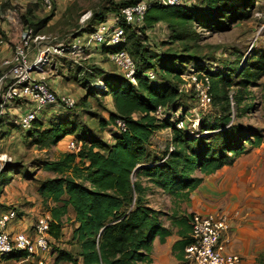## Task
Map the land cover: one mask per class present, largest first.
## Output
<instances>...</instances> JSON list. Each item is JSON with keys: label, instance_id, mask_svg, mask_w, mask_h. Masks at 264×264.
<instances>
[{"label": "trees", "instance_id": "obj_1", "mask_svg": "<svg viewBox=\"0 0 264 264\" xmlns=\"http://www.w3.org/2000/svg\"><path fill=\"white\" fill-rule=\"evenodd\" d=\"M141 1L132 0L120 5L110 16L107 13L111 9L94 12L86 23L87 28L81 27L79 35L75 37L86 36L121 8ZM197 1L179 7H153L148 10L143 26L141 23L124 27L126 42L116 49L126 51L135 63V84L108 61L107 55L114 49L103 46L89 49L102 60H107L118 72L98 69L101 70L98 73L104 86V91L98 92L111 100V108L107 109L108 118L106 121L102 119L100 123L103 130L107 127L112 133L110 143L101 136L99 139L92 138L86 131L84 133L75 129L68 120L70 111L54 117H50L52 114H42L30 129L21 131L24 140L30 141L28 144L52 147L65 142V153L55 161L42 164L45 171L57 176L43 181L38 188L43 198L56 205L48 212L51 218L49 238L50 235L54 239L58 238L62 217L67 214L68 208L73 212L75 228L72 240L78 250L74 253L53 247L54 264H151L154 240L158 239L163 244L173 234L172 228H177L180 238L174 243L173 251L178 254L177 260L182 261L185 248L193 242L188 234L193 215H179V205L190 200L191 193L201 185L204 177L224 166H231L238 157L264 143L263 132L234 124L229 102L231 93L235 117L242 118L250 114L253 108V104L247 103L250 87H259L264 98V82L260 83L264 78V54L244 60L240 69L236 70V83L230 80V74L216 71L207 74L212 106L220 108L222 115L213 124L202 119L199 129L201 134L206 133L189 135L176 126L182 119H177L176 123L172 120V113L179 108L177 86L181 80L170 79L172 82L169 83L167 77L179 80L180 75L187 71V65H197L200 69L203 66L194 56L147 50V45H144L147 39L142 37L145 31L163 24L169 33L167 43H178L185 50L188 42L200 39L197 29L215 35L228 32L235 24L251 19L259 0H200L196 4ZM36 9L43 11L34 0H26L25 5L16 0H0V23H5L9 32V36L1 34L6 39L7 48L18 44L26 28L39 33L54 16L55 0L51 11H43L51 14L50 17L40 22L34 21L32 17ZM65 58L66 54L62 59ZM58 62V67H63L64 60ZM95 65L87 66L90 71L85 72L87 79L92 82L96 79L92 72L96 70ZM79 67L82 66L78 64L73 75L78 85H81L85 74L77 72ZM149 72L154 73V81L148 80ZM91 81L86 80L87 84ZM171 83L177 86L173 87ZM81 104H84V97ZM158 107L163 109V114L165 112L163 118L154 114ZM26 110L25 107L22 112ZM118 119L125 122V132H113ZM11 124L18 128L14 123ZM162 130H169L172 150L152 153L148 150L151 138ZM79 133L80 137L76 138ZM2 135L0 131V140L3 139ZM71 141L76 148L80 146L77 152L67 149ZM7 184L4 179L0 180V198L2 187ZM154 189L165 193L177 206L170 217L149 206L147 193ZM6 211H14L16 219H21L23 215L16 207L5 208L0 205V215ZM163 217L170 218L169 227L164 226ZM12 230L11 227L8 231ZM26 258L25 252H14L4 261L18 262Z\"/></svg>", "mask_w": 264, "mask_h": 264}, {"label": "rangeland", "instance_id": "obj_2", "mask_svg": "<svg viewBox=\"0 0 264 264\" xmlns=\"http://www.w3.org/2000/svg\"><path fill=\"white\" fill-rule=\"evenodd\" d=\"M16 1L23 5L26 4V0ZM130 1L132 0H55L56 11L53 13L54 16L50 21L46 22L39 34H43L51 39L53 44L63 43L64 46H67L77 38L75 36L80 32L81 27L87 28L86 23L88 24V22L84 25L80 24V18L83 15L87 13L93 14L98 10L106 12L108 9H111L107 13L110 16L117 9L116 7ZM195 1L197 0H191L190 4ZM21 13L24 12L22 11ZM50 15L36 9L32 17L34 16V21L40 22L50 17ZM2 33L9 36L5 23H0V39L6 43L5 37L1 35ZM197 33L200 35V39L196 42H188V47L185 50L178 43H167L169 42V33L163 24H157L147 29L144 36H142L144 39H147L144 45H147V50L151 52L166 53L170 51L171 53L194 56L200 65L203 66L200 69L197 65L196 67L191 64H186L187 71L180 75L179 80L170 76L167 77L169 83L172 82L171 80H181L178 86L171 83L173 87L177 86V91L180 95L177 104L179 108L172 113V120L176 123L177 119H182L179 122L181 123L180 129H184L189 135L194 136L206 133L201 134V130L199 129L202 119L207 120L209 124H213L222 115L220 108L212 106L211 99L206 103L200 101L202 97L201 92L204 91V85H202L203 75L208 77L209 75L207 74L214 73L215 71L230 74V80L236 83V72L240 69L244 60L246 59L248 61L252 56L264 54V0L256 2V9L251 19L235 24L228 32L209 35L197 29ZM83 37L81 36V38ZM162 42H165V44H162ZM5 50L7 51V49ZM93 53H95L93 50H86L84 53L75 57L66 55V58L62 59L64 55H60L47 59L48 61L42 67L46 82L57 94L67 95L73 98L76 106L69 110L58 109V107L48 108L43 111V115L52 114L50 117H54L70 111L67 114L69 115L68 120L75 126V129H79V132L86 131L88 136L92 138L101 136L104 141L110 143L112 133L107 127L103 130L100 123L102 119L106 121L108 118L107 109L111 108V100L109 97H104L101 92H98L104 91L102 77L98 73L101 70L98 69L106 71L115 69L107 60H102L100 59L101 57L97 58V55ZM61 60H64L62 63L63 67H58V61ZM74 61H77L79 64L81 63L80 65L82 67H79L77 71L80 74H85L86 71H90V67L87 66L95 65L94 63L100 64L98 65L99 67L95 65L96 70H92L96 78L95 81L92 82L89 78L87 79L85 74L84 78L82 75V84L78 85L76 76L73 75L78 64L76 65ZM194 67L196 68L194 69ZM233 70L235 72L232 74ZM115 73L118 72L115 70ZM86 80L91 82L87 84ZM263 82L264 78L260 83ZM249 90L251 94L247 103L253 104L251 113L242 118H236L232 95L230 93L231 117L234 120V124H239L264 133V98L261 89L259 87H250ZM83 97L84 104L82 105L81 101ZM162 115H165V112L163 114L162 111L159 118H163ZM16 120L17 117L13 116L8 121L5 120L3 126L0 128L1 133H3V139L0 140V154H6L11 159L10 162L7 161L3 164V173L0 176V180L4 179L8 183L6 187H2L0 205H3L5 208L16 207L19 212L23 213L20 217L21 220L16 219L7 225V230L11 227L22 230L27 226L29 227L31 222L38 216H50L48 213L50 208L56 205L50 200L43 198L39 194L38 188L43 181L52 179L57 175L45 171L42 164L46 161H55L62 153L66 152L65 142H62L57 148L56 146L43 147L28 144L30 141L24 140L20 128L14 127L11 124H15ZM7 131H9V134ZM77 135L76 138L80 137L81 134L79 133ZM170 138L169 130L154 133L148 150L152 153L157 152L158 154L165 150L171 151ZM79 149L80 146L75 151L77 152ZM147 201L150 207L168 216L171 215L170 213H172L173 207L177 208L165 193L156 189L147 193ZM182 204L178 207L179 213L183 212ZM163 222L169 226V220L165 217H163ZM74 228L73 212L71 208H68L67 214L61 219L58 238L54 239L50 235L48 250L46 249L44 252L37 254L36 257H31L28 260L18 262L3 261L0 264H54L55 255L52 252L53 247L69 250L74 253L77 252L78 247L72 240V231Z\"/></svg>", "mask_w": 264, "mask_h": 264}, {"label": "built area", "instance_id": "obj_3", "mask_svg": "<svg viewBox=\"0 0 264 264\" xmlns=\"http://www.w3.org/2000/svg\"><path fill=\"white\" fill-rule=\"evenodd\" d=\"M54 0H34L45 12L53 9ZM191 0H143L135 5L121 8L103 23L97 25L92 32L83 38L77 37L67 46L63 43L53 44L45 35L34 33L33 29L26 28L20 41L13 48H7L0 39V124L8 118L17 117L16 126L22 132L30 129L35 120L42 116L48 108L58 107L71 109L75 106L73 98L57 94L46 82L42 67L49 57L69 55L78 56L92 46H103L114 49L107 55L108 61L116 66L123 76L135 84L137 67L129 54L116 49L126 42L124 27L140 25L153 7H179L190 4ZM90 13L80 18L84 25L91 18ZM57 42L56 39H54ZM7 49V51L3 50ZM79 64L77 61H74ZM149 81L155 80L153 72L147 73ZM204 91L201 92L202 103L210 101L208 95L209 78L203 75ZM24 106V107H23ZM26 107V111L22 112ZM163 109L158 107L155 116L159 117ZM19 117V118H18ZM181 123H178L177 128ZM113 132H125L123 120L115 121ZM68 150H75V143L67 144ZM172 150V149H171ZM11 159L6 154H0V176L3 173V164ZM16 219V214L4 212L0 215V262L14 252H25L28 260L37 254L48 250L49 227L51 218L48 215L39 216L30 226L22 230H7V225ZM21 220V219H20ZM230 229L229 217L220 213H211L205 216L194 215L191 221L190 237L192 244L185 248L184 258L188 264H238V255L227 253L229 243L225 233Z\"/></svg>", "mask_w": 264, "mask_h": 264}, {"label": "crops", "instance_id": "obj_4", "mask_svg": "<svg viewBox=\"0 0 264 264\" xmlns=\"http://www.w3.org/2000/svg\"><path fill=\"white\" fill-rule=\"evenodd\" d=\"M189 199L182 204L183 212H178L179 215L220 213L228 216L230 229L225 233L229 242L226 252L238 255V264H264V143L238 157L231 166L204 177ZM174 210L173 207L170 214ZM169 217L165 218L170 226ZM172 231L163 244L154 240L151 264H188L185 258L177 260L173 245L180 238L177 228Z\"/></svg>", "mask_w": 264, "mask_h": 264}]
</instances>
